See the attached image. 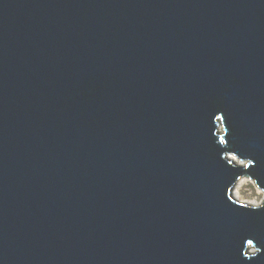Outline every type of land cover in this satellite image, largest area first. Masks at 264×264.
<instances>
[{
	"label": "water",
	"instance_id": "water-1",
	"mask_svg": "<svg viewBox=\"0 0 264 264\" xmlns=\"http://www.w3.org/2000/svg\"><path fill=\"white\" fill-rule=\"evenodd\" d=\"M243 176L264 0H0V264H264Z\"/></svg>",
	"mask_w": 264,
	"mask_h": 264
},
{
	"label": "rangeland",
	"instance_id": "rangeland-1",
	"mask_svg": "<svg viewBox=\"0 0 264 264\" xmlns=\"http://www.w3.org/2000/svg\"><path fill=\"white\" fill-rule=\"evenodd\" d=\"M249 179L250 180H248V182L240 188L243 199L242 198L241 199L236 198V199L237 200H245L246 199L245 202H247V200H249L250 202L251 201L254 202V204H252V205H259L264 200V189H262L261 187L256 185V183H254L250 177H249ZM237 185L238 184H235L234 189H233V193H235V191L239 187V185L238 186Z\"/></svg>",
	"mask_w": 264,
	"mask_h": 264
},
{
	"label": "bare ground",
	"instance_id": "bare-ground-1",
	"mask_svg": "<svg viewBox=\"0 0 264 264\" xmlns=\"http://www.w3.org/2000/svg\"><path fill=\"white\" fill-rule=\"evenodd\" d=\"M232 159H234L237 163H239V164H245L246 162L245 161H242V160H240L237 156H235V155H233V154H231V155H229ZM252 179V178H251ZM248 180H250L249 179V177H247V176H243V177H241V178H239V180L237 181V183L236 184H238L239 185V187L237 188V190L235 191V193H233V195H234V197H235V199L236 198H239V199H241L242 198V193H241V190H240V188L243 186V185H245L247 182H248ZM252 181L254 182V183H256L255 182V180L254 179H252ZM237 185V186H238ZM257 185V184H256ZM259 186V185H258ZM260 187V186H259ZM262 188V187H261ZM263 189V188H262ZM236 195V196H235ZM243 199V198H242ZM246 200V199H245ZM245 200H239V201H244L245 202ZM245 203H247V204H254V202H250L249 200H247V202H245Z\"/></svg>",
	"mask_w": 264,
	"mask_h": 264
},
{
	"label": "snow or ice",
	"instance_id": "snow-or-ice-1",
	"mask_svg": "<svg viewBox=\"0 0 264 264\" xmlns=\"http://www.w3.org/2000/svg\"><path fill=\"white\" fill-rule=\"evenodd\" d=\"M249 243H251V241H249Z\"/></svg>",
	"mask_w": 264,
	"mask_h": 264
}]
</instances>
